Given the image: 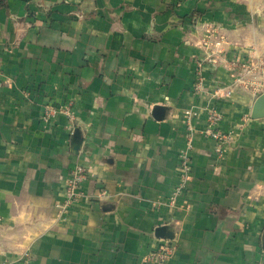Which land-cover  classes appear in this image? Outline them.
Returning a JSON list of instances; mask_svg holds the SVG:
<instances>
[{
	"label": "crops",
	"instance_id": "0c3cea01",
	"mask_svg": "<svg viewBox=\"0 0 264 264\" xmlns=\"http://www.w3.org/2000/svg\"><path fill=\"white\" fill-rule=\"evenodd\" d=\"M263 92L264 0H0V264H264Z\"/></svg>",
	"mask_w": 264,
	"mask_h": 264
},
{
	"label": "built area",
	"instance_id": "2783aa9c",
	"mask_svg": "<svg viewBox=\"0 0 264 264\" xmlns=\"http://www.w3.org/2000/svg\"><path fill=\"white\" fill-rule=\"evenodd\" d=\"M220 44V40H217L214 44L215 48ZM211 56V55H210ZM207 61H212L211 57H207ZM201 65H199L200 67ZM198 82L195 85L196 89H200L201 77H197ZM56 113H64L70 119L73 118V113L70 110V104L50 106L47 105L43 109L42 118L48 119L55 115ZM185 114L187 117L195 116L197 113L193 110H186ZM206 126L203 130L204 136L210 138L214 142V150L217 153H221L223 146L230 140L231 133L229 131H224L221 126L222 115L215 106H211L206 110ZM192 148L191 139L187 140V150ZM191 162L186 151L179 153V170L181 179L185 180L190 174ZM87 172L83 165H75L70 169L69 177L67 179V197L68 199H73L76 196V189L79 183L86 178ZM173 245L169 243H162L158 245L154 252V257L160 260H166L172 254ZM253 264H261L260 262H255Z\"/></svg>",
	"mask_w": 264,
	"mask_h": 264
},
{
	"label": "water",
	"instance_id": "95a60500",
	"mask_svg": "<svg viewBox=\"0 0 264 264\" xmlns=\"http://www.w3.org/2000/svg\"><path fill=\"white\" fill-rule=\"evenodd\" d=\"M264 116V92L261 93L254 101L252 110H251V117L257 118ZM76 150V147H75Z\"/></svg>",
	"mask_w": 264,
	"mask_h": 264
}]
</instances>
